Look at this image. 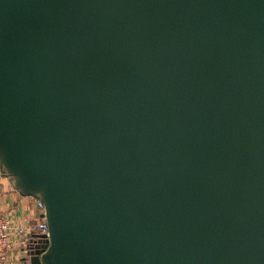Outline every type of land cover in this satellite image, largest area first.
I'll return each mask as SVG.
<instances>
[{"label": "water", "instance_id": "1", "mask_svg": "<svg viewBox=\"0 0 264 264\" xmlns=\"http://www.w3.org/2000/svg\"><path fill=\"white\" fill-rule=\"evenodd\" d=\"M0 175L30 264H264V0H0Z\"/></svg>", "mask_w": 264, "mask_h": 264}, {"label": "built area", "instance_id": "2", "mask_svg": "<svg viewBox=\"0 0 264 264\" xmlns=\"http://www.w3.org/2000/svg\"><path fill=\"white\" fill-rule=\"evenodd\" d=\"M33 211L21 210L11 204L9 208L0 202V264H30L31 252L36 242L45 237L49 238V227L44 205L33 198ZM2 191H0V199Z\"/></svg>", "mask_w": 264, "mask_h": 264}, {"label": "crops", "instance_id": "3", "mask_svg": "<svg viewBox=\"0 0 264 264\" xmlns=\"http://www.w3.org/2000/svg\"><path fill=\"white\" fill-rule=\"evenodd\" d=\"M0 191H2V197L0 199V202L9 208V204L21 209V210H28L32 209V205L34 208L33 202L29 198H20V196L17 195V192H15L12 189V186L10 182L6 179L3 178L0 175ZM9 203V204H8Z\"/></svg>", "mask_w": 264, "mask_h": 264}]
</instances>
